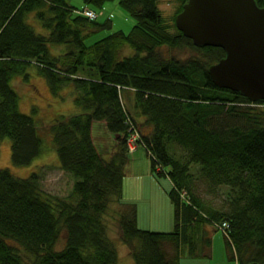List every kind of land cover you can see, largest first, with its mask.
I'll return each mask as SVG.
<instances>
[{
    "label": "trees",
    "instance_id": "obj_1",
    "mask_svg": "<svg viewBox=\"0 0 264 264\" xmlns=\"http://www.w3.org/2000/svg\"><path fill=\"white\" fill-rule=\"evenodd\" d=\"M83 1L78 8L69 0H0V142L10 137L13 163L27 165L50 133L60 167L74 177L70 192L59 195L43 187L40 169L20 176L0 167V264H119L111 209L135 264H181L184 253L207 258L210 226L224 222L230 256L264 264V99L213 81L209 67L226 52L195 45L177 27L187 0L168 18L161 0H120L135 25L90 43L92 33L112 26L98 20L109 0ZM29 15L47 30L38 31ZM126 46L135 51L125 54ZM162 46H190L202 58L167 57ZM30 66L54 93L66 82L78 91L80 110L56 117L43 133L20 110L12 84L19 74L28 79ZM227 114L232 120H218ZM96 123L117 134L108 156L96 143ZM134 133L154 174L172 182V230L141 228L137 204L126 197Z\"/></svg>",
    "mask_w": 264,
    "mask_h": 264
},
{
    "label": "rangeland",
    "instance_id": "obj_2",
    "mask_svg": "<svg viewBox=\"0 0 264 264\" xmlns=\"http://www.w3.org/2000/svg\"><path fill=\"white\" fill-rule=\"evenodd\" d=\"M69 2L78 8H82L85 5L83 0H69ZM181 2V0H161L160 7L163 15L168 18L172 14L177 13V9ZM104 9L105 11L100 12L105 14L101 15L98 20L100 22H105L111 19L112 26L92 33L87 38L88 43L98 40L115 30L122 29L129 32L136 23V18L121 4L120 0L107 1ZM28 19L38 31L45 32L47 30L40 24L36 17L29 15ZM173 20H175V18H173ZM65 47V44H58L55 46V49L60 51ZM123 50L125 54H130L135 51L130 46H126ZM161 52L167 57L174 56L181 60H186L193 56L202 58V53L190 46L174 48L162 46ZM28 71L30 72V77L28 79H25L24 75L19 74L13 78L12 84L19 92L20 110L33 114L42 133L43 131L46 132L47 126L54 121L56 117L61 114H69L80 110L78 105L74 102L73 97H75L76 93L78 94V91L72 82L64 83L61 86V91L54 93L47 79L37 72L35 66H30ZM131 104L130 102L129 105ZM136 115L138 117L140 116L139 114ZM232 117L233 116L229 117V114H227L224 117L221 116L218 120H232ZM140 118L143 119L144 117L140 116ZM106 132H108L107 129L98 125V123L94 125L93 133L96 135V143L105 156H108L107 154L110 148L112 145H115L117 134L112 131H109V133ZM45 134L43 152L36 157L32 163L27 165L13 163L11 138L5 137L0 142V167L8 166L15 174L20 176H27L35 169H40L42 174V185L46 190L59 195H67L72 188L74 177L70 175L68 171L60 167V158L51 135L47 132ZM136 139V135L128 139L131 146L133 143L132 148L135 149V147H137L136 151L131 153L130 160L126 167V197L128 201L136 202L137 204L139 214L138 222L141 228L172 230L175 225V210L174 213L171 212L170 214L173 218V222H167V214H169L170 211L167 200L171 202L169 191L166 193L160 185L155 183L153 176L146 175L148 169H150L154 175L151 167L152 158L145 146L141 145L139 147L138 144L136 145ZM48 164H52L53 166ZM159 177L162 181L167 177L169 178L167 175H159ZM171 188L172 186L169 190ZM219 198L220 197L217 199L219 200ZM117 206V202L112 204L114 209H116ZM110 211V234L117 243L119 264H135L130 253L129 245L117 238L120 234L118 219L115 218L116 212L113 209ZM223 224L224 223L216 225L215 228L210 226V229L214 230L212 231L213 236L210 255L207 258L197 259L184 253L181 257V264H239L237 259L231 257L228 252ZM228 226L226 228H228ZM63 238L58 242V246L64 245ZM196 244L198 245V242Z\"/></svg>",
    "mask_w": 264,
    "mask_h": 264
},
{
    "label": "water",
    "instance_id": "obj_3",
    "mask_svg": "<svg viewBox=\"0 0 264 264\" xmlns=\"http://www.w3.org/2000/svg\"><path fill=\"white\" fill-rule=\"evenodd\" d=\"M176 25L197 46L224 48L209 67L218 86L264 99V6L257 0H187Z\"/></svg>",
    "mask_w": 264,
    "mask_h": 264
},
{
    "label": "crops",
    "instance_id": "obj_4",
    "mask_svg": "<svg viewBox=\"0 0 264 264\" xmlns=\"http://www.w3.org/2000/svg\"><path fill=\"white\" fill-rule=\"evenodd\" d=\"M103 127H105V125H103ZM136 151V150H135ZM146 175H149V176H153L154 177V181H155V183L157 184V185H160L161 187H162V189L163 190H165L166 191V193H168V191H169V188L172 186V182H171V180L167 177L165 180H161V178H158L155 174L153 175L152 174V172H151V170L150 169H148L147 170V172H146ZM169 179V180H168ZM170 181V182H169ZM167 203L169 204V208H170V211H169V214H167V222H173V218L171 217V212L172 213H174V205H173V203H172V201L171 202H169L168 200H167ZM173 206V208H172V206ZM173 216V215H172ZM138 221H139V214H138Z\"/></svg>",
    "mask_w": 264,
    "mask_h": 264
},
{
    "label": "built area",
    "instance_id": "obj_5",
    "mask_svg": "<svg viewBox=\"0 0 264 264\" xmlns=\"http://www.w3.org/2000/svg\"><path fill=\"white\" fill-rule=\"evenodd\" d=\"M85 12L87 13V14H89L90 16H95L96 15V13H95V11L93 10L92 11V9H90L89 10V8L88 9H86L85 10ZM134 135H136V138H137V133H134L132 136H134ZM132 136H130V137H132ZM130 144V143H129ZM136 145H137V142H136ZM132 146H133V143H132ZM132 146H131V144H130V148H131V150L132 149H134V148H132ZM137 147V146H136ZM136 147H135V149H136ZM134 149V150H135ZM228 226V223L227 222H224V224H223V230H225V229H227L226 227Z\"/></svg>",
    "mask_w": 264,
    "mask_h": 264
},
{
    "label": "bare ground",
    "instance_id": "obj_6",
    "mask_svg": "<svg viewBox=\"0 0 264 264\" xmlns=\"http://www.w3.org/2000/svg\"><path fill=\"white\" fill-rule=\"evenodd\" d=\"M48 165H51V166H53L52 164H48Z\"/></svg>",
    "mask_w": 264,
    "mask_h": 264
}]
</instances>
